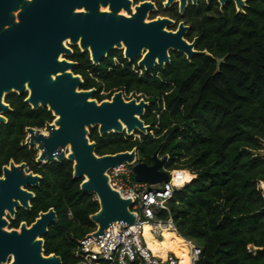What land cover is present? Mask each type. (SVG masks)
Returning <instances> with one entry per match:
<instances>
[{"label": "trees", "instance_id": "16d2710c", "mask_svg": "<svg viewBox=\"0 0 264 264\" xmlns=\"http://www.w3.org/2000/svg\"><path fill=\"white\" fill-rule=\"evenodd\" d=\"M188 18L189 38L196 36L195 48L208 54L187 60L171 53L168 64L138 74L120 50L96 65L87 52L74 51L72 73L81 77V89H94L92 98L101 101L120 90L125 99L132 95L148 102L141 117L146 134L99 135L90 128L88 138L97 155L134 148L138 161L150 165L156 152L166 158V171L180 179L190 176L173 190L167 210L156 212L161 220L171 219L175 233L165 230L155 237L143 228V243L153 257L172 255L178 264H188L182 238L200 249L195 264H264V156L259 155L264 150V0H247L242 12L200 6ZM23 99L5 97L11 110L0 124V167L24 162L40 181L29 188L30 209H18L8 227L29 225L52 208L56 222L43 236L44 254L58 255L61 264H84L74 254L76 241L95 230L89 215L98 204L93 194L80 191L82 179L72 177L71 162H36L37 151L22 144L26 127L43 128L53 119L47 109L32 110Z\"/></svg>", "mask_w": 264, "mask_h": 264}, {"label": "water", "instance_id": "95a60500", "mask_svg": "<svg viewBox=\"0 0 264 264\" xmlns=\"http://www.w3.org/2000/svg\"><path fill=\"white\" fill-rule=\"evenodd\" d=\"M172 0H167V4ZM221 4L228 0H218ZM183 8L186 0H179ZM194 3L195 0H192ZM241 9L242 0H234ZM108 5L101 12L99 5ZM128 0H0V124L10 110L5 97L11 93L24 96L32 110L45 108L54 120L43 129L26 127V144L38 152L36 162L72 163V177L82 179L79 189L97 197L98 210L89 219L98 237L113 223L131 225L135 215L129 210L132 200L123 198L110 187L107 170L133 162L134 180L150 186L167 182L165 157L154 152L153 163L138 161L136 150L97 155L95 142L88 138L89 129L99 135L147 133L141 119L148 102L143 98L125 99L120 90L109 99L92 98L94 89H81L82 79L72 73L75 65L60 55H70L66 45H78L89 51L96 64L108 53L123 49V57L137 61L144 69L163 67L170 61L169 52L185 55L187 60L199 53L194 42L182 38L185 27L175 33L164 29L168 19L144 22L143 3L131 13ZM77 7L84 8L76 12ZM123 7L131 17L119 15ZM144 54L142 55V53ZM205 53V52H204ZM222 58L216 59V69ZM55 77V79H53ZM264 156V150L259 152ZM40 176L27 171L24 162L2 167L0 177V264H61L58 255H45L43 236L56 222L52 208L39 212L33 222H20L9 228L18 209H30L33 192Z\"/></svg>", "mask_w": 264, "mask_h": 264}, {"label": "built area", "instance_id": "2783aa9c", "mask_svg": "<svg viewBox=\"0 0 264 264\" xmlns=\"http://www.w3.org/2000/svg\"><path fill=\"white\" fill-rule=\"evenodd\" d=\"M139 137V136H137ZM138 159V152L136 151ZM170 178L157 186L134 180L133 162L123 163L110 168L106 174L111 188L123 198L132 200L129 210L135 215L131 225L113 223L102 235L94 237L90 232L76 241L75 256L84 264L91 261H106L114 264H131L139 261L141 264H178L177 259L168 255L165 258H155L142 240L144 224H148L153 236L158 237L164 230L175 232L169 217L161 220L156 216L157 211L167 210L166 202L175 188L174 172H169ZM97 202V197L93 195ZM188 249V262L195 264L200 249L191 241L184 240Z\"/></svg>", "mask_w": 264, "mask_h": 264}, {"label": "flooded vegetation", "instance_id": "af4514ba", "mask_svg": "<svg viewBox=\"0 0 264 264\" xmlns=\"http://www.w3.org/2000/svg\"><path fill=\"white\" fill-rule=\"evenodd\" d=\"M129 1V4H128V7L131 11L132 14H134L136 12L135 8L136 7H139L141 6V4L143 3H149L150 6H144L142 8V11H143V14H144V22L145 23H148V22H151V21H155L157 19H168L170 21V23L168 24H165L164 26V29L168 32H172V33H175L179 30V25H182L185 27V30L182 34V38L187 41L188 43H191V42H194V45H193V49H195L196 51H198L196 48H195V44H196V41H197V37L196 36H192L191 38H189V30H190V22H189V15H190V12L194 9H198L200 6H205V7H209V6H213L214 8H218V9H222L224 7H229V6H233V8L235 9L236 12H242L243 9L247 6V0H242L243 1V4L241 5V9H238L236 7V4L234 2V0H228V1H225L223 2L222 4L218 1V0H195V2L193 3L192 0H186L183 8H180V2L179 0H172L170 3L167 4V0H128ZM104 9H108V5H99V10L101 12H105ZM76 12H81L79 11V9H76L75 10ZM118 14L119 15H123L125 17H131L127 11L121 7L118 11ZM66 45L70 48L71 50V54L70 55H60L62 57H64L65 59L71 61V62H74L75 65L77 64L75 61L71 60V56L73 55L74 51L76 49H78L80 52H87V55H88V59L89 61L91 62L90 60V54H89V51H82L78 45H68V43L66 42ZM117 50H120L121 53H122V57H123V49H117ZM206 53L208 54L205 50L203 51H199V53ZM171 53H176V54H181L182 56L185 57L184 54L182 53H178V52H173V51H170L169 52V55L171 56ZM109 54V53H108ZM107 54V55H108ZM144 54V52L142 53V55ZM106 55V56H107ZM105 56V57H106ZM105 57L101 58L96 64H98L102 59H104ZM124 58V57H123ZM186 58V57H185ZM126 59V58H125ZM140 59L137 58L135 59L134 61H131V62H134V65L133 67L135 68V71L138 73V74H142L143 72L145 71H149V70H152V69H144V67L142 66H138L137 64V61ZM191 59V58H190ZM115 61H117L116 58H114ZM127 60V59H126ZM128 61V60H127ZM130 62V61H129ZM92 63V62H91ZM93 64V63H92ZM96 64H93V65H96ZM74 65V66H75ZM73 66V67H74ZM72 67V68H73ZM156 67V66H155ZM154 67V68H155ZM153 68V69H154ZM83 82V81H82ZM11 94H14V93H11ZM23 98H25L24 96H22ZM110 98V97H109ZM109 98H106V99H109ZM24 100V99H23ZM9 106V105H8ZM30 107V106H29ZM10 108V106H9ZM11 110V108H10ZM9 110V111H10ZM8 112V111H7ZM6 112V113H7ZM5 114V113H4ZM3 114V115H4ZM52 114V113H51ZM53 116V115H52ZM5 117V116H4ZM6 118V117H5ZM54 120V116H53V119L52 121ZM51 121V122H52ZM6 122H7V119H6ZM51 122H48V123H51ZM34 128V127H33ZM44 128V127H43ZM43 128H39V129H43ZM26 133V132H25ZM28 137V134L26 133L25 134V137H24V140H23V143L22 144H25L27 147L28 145L26 144V139ZM29 148V147H28ZM34 148V147H32ZM35 149V148H34ZM37 155H38V152H37ZM36 161V160H35ZM18 164V163H16ZM8 165L5 164V165H2L0 167V177L2 176V167L3 166H6ZM26 165V164H25ZM27 168V167H26ZM28 171V170H27Z\"/></svg>", "mask_w": 264, "mask_h": 264}, {"label": "rangeland", "instance_id": "374dc122", "mask_svg": "<svg viewBox=\"0 0 264 264\" xmlns=\"http://www.w3.org/2000/svg\"><path fill=\"white\" fill-rule=\"evenodd\" d=\"M128 98L131 99V98H134V96L128 95ZM132 136H133V138H138L137 136H139V134L133 133ZM176 180H177L176 184L178 185V187H181L182 185H184L185 183H188L190 181V176L186 175L184 178H181V179L176 177ZM260 187L264 192V183H263V185H262V183H260Z\"/></svg>", "mask_w": 264, "mask_h": 264}, {"label": "bare ground", "instance_id": "6f19581e", "mask_svg": "<svg viewBox=\"0 0 264 264\" xmlns=\"http://www.w3.org/2000/svg\"><path fill=\"white\" fill-rule=\"evenodd\" d=\"M173 181H174V183L176 184V175H175V173H174V175H173ZM177 185V184H176ZM149 227L150 229H151V227L148 225V224H144V227ZM165 231V230H164ZM171 231V230H170ZM181 241L183 242V240L181 239ZM185 244V243H184ZM186 246V245H185ZM186 250H187V253H188V249H187V247H186ZM187 261H188V255H187ZM188 264H189V262H188Z\"/></svg>", "mask_w": 264, "mask_h": 264}, {"label": "snow or ice", "instance_id": "6c2138e0", "mask_svg": "<svg viewBox=\"0 0 264 264\" xmlns=\"http://www.w3.org/2000/svg\"><path fill=\"white\" fill-rule=\"evenodd\" d=\"M79 9V11L83 12L84 11V8H80V7H77ZM105 12L108 11V9H104ZM53 79H55V77H53Z\"/></svg>", "mask_w": 264, "mask_h": 264}, {"label": "crops", "instance_id": "0c3cea01", "mask_svg": "<svg viewBox=\"0 0 264 264\" xmlns=\"http://www.w3.org/2000/svg\"><path fill=\"white\" fill-rule=\"evenodd\" d=\"M173 233H175L174 231H172ZM180 239H182V238H180ZM183 240V239H182Z\"/></svg>", "mask_w": 264, "mask_h": 264}]
</instances>
